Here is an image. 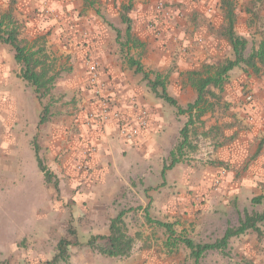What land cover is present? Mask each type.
<instances>
[{
    "label": "crops",
    "instance_id": "obj_1",
    "mask_svg": "<svg viewBox=\"0 0 264 264\" xmlns=\"http://www.w3.org/2000/svg\"><path fill=\"white\" fill-rule=\"evenodd\" d=\"M152 1L155 0H131L127 15L131 32L141 46L129 44L122 48L119 41H123V36L117 41L115 29L123 35L125 25L120 13L129 0H0V28L17 29L18 39L27 48L42 49L52 65L49 74L54 75V80L63 76L61 87L58 85L61 95L55 97L61 106L53 107L58 103L51 102L49 92L45 131H38L43 123L39 124L37 117L32 136L43 142L39 143L42 150L38 151L37 146L34 153L37 150L39 157L40 152H45L44 167L65 188V195L56 202L61 204V217L51 219V227L62 232L53 235L49 242L40 234L27 248L15 246L7 255L1 251L0 264H198L208 251L220 255L216 257L218 264H231L227 256L230 249L237 254L235 264H242L247 252L256 254L254 263H261L264 224H260L263 241H258L254 231L256 234H250L252 243H246L245 232L229 239H236L237 245L228 240L225 248L206 250L197 259L184 244L168 246L164 228L158 246L142 249L127 228V220L134 214L143 215L147 223L154 224L148 219L163 221L158 214H167L171 221L188 218L191 210L207 212L210 183H241L243 192L256 189L257 193L260 191L258 195L264 193V87L252 83L251 76L250 81L244 79L249 73L243 68L245 77L241 76L240 81L230 79L238 67L235 66L221 89L208 87L218 98L207 95L213 107L187 125V141L177 150L181 129L190 114L178 113L176 106L157 97L144 83L142 74L135 73L126 62L132 56L154 70L155 75L164 77L169 95L185 108L196 97L188 73L217 64L208 60L222 57L230 47L220 36L228 46L223 48L215 35V29L224 23L220 0H206L210 11L202 0H181L183 4L163 9H155ZM232 1L234 30L247 39L249 45L244 54L248 55L264 37V0ZM89 60L97 63V84L89 80ZM20 67L10 46L0 42V107L15 103L22 110L19 100L11 96L22 95L26 84L19 76ZM252 75L264 80V70ZM102 99L109 101L111 110L121 112L129 120L139 108L146 109V126L127 139L112 116L102 123L87 119L90 111H100ZM87 150L90 158L86 160ZM83 162L86 168L79 167ZM221 166L227 170H220ZM170 186L175 194L167 195L165 190ZM127 194L136 195V207L125 209ZM251 199L250 203L264 209L263 201L253 203ZM228 201L225 197L222 203ZM238 210H243V218L246 211L240 207ZM119 212H123L126 232L133 239L129 254L123 257L103 253L109 247L110 220ZM201 214L191 218L198 216L194 219L197 223ZM224 223L220 237L229 227L227 220ZM67 225L72 228L63 233L62 228ZM207 226L209 232L214 230V225ZM175 232L183 235L182 231ZM62 238L69 243L66 255L55 261Z\"/></svg>",
    "mask_w": 264,
    "mask_h": 264
},
{
    "label": "rangeland",
    "instance_id": "obj_2",
    "mask_svg": "<svg viewBox=\"0 0 264 264\" xmlns=\"http://www.w3.org/2000/svg\"><path fill=\"white\" fill-rule=\"evenodd\" d=\"M182 1L155 0L152 1V4L155 5V9H163L170 6H178L181 3L183 4ZM219 32L220 29H215V35L220 39L223 48H225V46L228 47L225 40L220 37ZM133 55L137 57V51H134ZM229 57L233 58L230 47L222 57H210L208 61H215L218 63ZM142 65L150 72V78L153 79L155 71L151 70L144 63ZM233 71V74L230 75V79L233 80L235 78V80L237 79L240 81L241 76L245 77L242 66L235 67ZM250 76L253 79L252 83L257 82L261 87H264V84L260 83L261 81L264 83V80L260 77L256 78L255 75L249 74V76L244 79L250 81ZM62 79L63 76H58L56 80H54L53 89L50 90L51 102L54 101L58 103L53 104L54 108L58 105L61 106L59 98L55 99V97L61 95L60 87ZM59 83L60 87L58 86ZM243 85L247 86L246 84ZM22 89V95L17 97L11 95L13 99H18V102L22 104L20 107L22 110H18L15 107V103L7 105V108H4V106L0 107V252L2 251L4 255H7L15 246L19 248L31 246V241L40 234L47 237L45 239L49 242V239L53 238V235L62 232L60 228L51 227V219L55 220V218L60 219L61 217V209H58L61 204H57L56 202L61 200L65 195L64 183H58L52 175L49 176L48 180L42 177L33 151L37 146L38 151L42 150L40 144L43 142H41L39 138L37 139L36 136H32V131L36 118L41 115L43 116V107L48 105L50 100H48L47 95L39 100L33 91V87L27 82L23 85ZM158 90H160V88ZM4 98V101L7 102L8 98L5 96ZM0 101H2L1 97ZM55 111L56 113H60L57 109H55ZM44 113V119L48 120L49 113ZM38 131H45V123H43L41 127L38 126ZM89 148H93V146ZM89 153L90 151L88 150L85 153L86 160L90 158V156H88ZM44 154L45 152H40L39 157L42 164L47 166V159ZM206 161L208 162L209 160ZM85 165L86 164L83 162L79 164V167L86 168ZM221 169H223V171L227 170L225 166H221L220 170ZM242 187H244V185H241V183H210L207 196L209 197L208 199H211V203L207 207V212L201 214L202 211L200 210H191L188 218H176V220L173 219L171 221L166 217L167 214L158 215L163 221L173 223L174 230L182 231L183 236L192 239L195 243H212L220 238L222 228L226 225V223H224L226 220L227 226H237L239 218L243 215V210L242 212L241 210L237 211V207L244 209L247 213L262 210L261 205L250 203V199L258 195L260 191L257 189V193L256 189H252L243 192V190H240ZM165 191L167 195L175 194L173 186L166 188ZM160 195V193H157V198H160ZM202 196L204 195L202 194ZM161 197L163 198V196ZM225 197L229 198L228 204L222 203ZM126 198L129 200L124 204L125 209H131L137 206L136 195L127 194ZM237 198L239 201L236 203ZM195 214L202 215L201 220L197 223L194 219H197L198 216H195L194 219L191 218V216ZM128 219L127 228L131 230L130 232L133 234L134 243L139 245V249L159 245V241L164 237L162 227L147 223L143 215L138 216L134 214L133 217H129ZM209 220L211 221L207 222ZM207 224L211 226L214 225V230L212 232H209L210 229ZM69 227L72 228L71 225L62 228L63 233L64 229L66 230V228L68 229ZM262 229L264 231V225ZM251 233L253 235L255 232L252 230L246 232V243H252L251 240L253 236L250 235ZM149 234L151 235L152 241L148 242ZM68 237L69 239H73L72 235H68ZM257 238L258 241H263V234L261 236L257 235ZM229 243L237 245L238 242L236 239H232L229 240ZM231 247L233 248V246ZM262 247L264 249V246ZM255 255L256 254L253 255L251 252H247L242 264H259L253 262ZM218 256L220 255L215 252H205L198 264H218L220 263L216 258ZM227 256L230 258L229 262L235 264L237 254H233L230 249ZM174 257H177V253ZM260 262V264H264V252L262 253V260H260ZM6 263L8 264L9 262L6 261Z\"/></svg>",
    "mask_w": 264,
    "mask_h": 264
},
{
    "label": "trees",
    "instance_id": "obj_3",
    "mask_svg": "<svg viewBox=\"0 0 264 264\" xmlns=\"http://www.w3.org/2000/svg\"><path fill=\"white\" fill-rule=\"evenodd\" d=\"M132 4L129 0L128 4L123 6V10L120 13L121 21L125 25L123 35H121L118 29L116 31L117 41L123 36V41H119V44L123 48L129 44L133 47L141 46L140 41L131 32V20L127 13L131 9ZM220 8L223 13L224 23L220 27L219 35L222 36L229 44L234 59H225L221 63L204 65L200 70H194L188 73V79L196 92V97L192 102L187 103L185 108H181L177 105L176 100L169 95L166 90L165 78L161 75H155L153 79L150 78V72L144 69L141 62L134 57H128L126 62L130 68L137 74H142L146 84L150 90L159 98L164 99L172 106H176L178 113H189V120L181 129V142L177 146V150H181L187 141V125L193 123V118L199 119L207 110L213 107V103L209 102L207 95L211 98H218V94L210 91L209 86L221 89L228 79V72L235 66H242L244 72L249 74H258L264 70V37L259 42L257 48L253 49L248 55L244 54V50L247 46V39L241 35H238L234 30L236 15L234 12V3L232 0H220ZM255 12H252V15ZM17 29H1L0 28V42L10 46L13 51L14 60L21 64L19 76L29 83L33 87L37 98L40 100L44 96L48 95L52 87L54 75L49 74L51 70V63L47 61V58L42 49L31 50L26 47L23 40L18 39ZM160 88V90H158ZM48 111V107H43V116L39 117V124L44 122V112ZM193 114V117L191 116ZM37 164L39 169L43 172L45 180L49 179V172L42 164L40 158L35 151ZM253 203H264V193L255 196L251 199ZM123 212H119L114 218L110 220L109 230L110 233L107 236L109 241V247L103 251V253L109 256L123 257L129 254L131 245L133 242L126 232L125 223L122 219ZM157 226L164 228L167 232L166 244L168 246H175L177 244H184L189 250L192 256L196 259L199 258L206 250L222 249L228 244V240L234 236H239L248 230L255 231L258 236L263 234L260 224H264V209L262 211H253L245 213L243 218L239 219L237 226H229L225 229L222 237L212 243H195L192 239L187 238L181 234H178L173 229V223L151 220ZM66 238L59 240L57 244V253L54 255L53 260H58L66 255V247L68 245Z\"/></svg>",
    "mask_w": 264,
    "mask_h": 264
},
{
    "label": "built area",
    "instance_id": "obj_4",
    "mask_svg": "<svg viewBox=\"0 0 264 264\" xmlns=\"http://www.w3.org/2000/svg\"><path fill=\"white\" fill-rule=\"evenodd\" d=\"M205 4V8L210 11L211 5L209 3H206V0H202ZM87 67L89 70V80L91 83H98V69H97V63L93 60L87 61ZM101 85V84H100ZM99 85L97 89L95 90L96 94L99 93ZM112 116L115 121L117 122L120 133L124 135L127 139H131L134 137L138 131L145 127L147 124V111L144 108H139L137 110V113L132 119H127L121 112L111 110V104L109 101L102 99L101 108L98 113L95 111H90L87 113V119L93 121V122H105L108 117Z\"/></svg>",
    "mask_w": 264,
    "mask_h": 264
}]
</instances>
